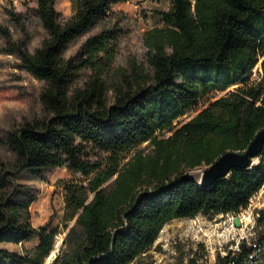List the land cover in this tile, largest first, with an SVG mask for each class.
<instances>
[{"label": "trees", "instance_id": "16d2710c", "mask_svg": "<svg viewBox=\"0 0 264 264\" xmlns=\"http://www.w3.org/2000/svg\"><path fill=\"white\" fill-rule=\"evenodd\" d=\"M69 1L72 15L62 21L56 0H36L47 37L33 53L23 41L6 49L21 69L45 83L40 95L45 116L10 133L12 161L0 156V243L38 239L25 254L0 248V264H44L58 234L49 222L32 226L30 207L37 197L18 181L25 171L40 176L66 168L88 180V186L63 184L65 227L75 219L83 242L72 256L58 255L49 264H130L174 219L247 208L264 186V146L250 168H232L208 187L184 170L209 166L227 151H244L264 128V60L260 80L246 83L264 56V0H169V9L157 12L163 25L145 36L149 69L133 64L120 73L109 104L104 78L114 59L117 29L88 37L70 58L64 52L107 20L113 5L129 0ZM12 17L20 21L19 15ZM0 36L10 42L1 26ZM82 68L91 78L71 90ZM236 84L175 126L201 98ZM165 132L171 135L161 138ZM144 142L153 147L151 158L137 152L121 166L123 155ZM101 154L103 161L96 157ZM114 176L107 190L104 185ZM253 233L251 239H264V207L257 210ZM249 250L241 240L218 254L214 264H243Z\"/></svg>", "mask_w": 264, "mask_h": 264}, {"label": "rangeland", "instance_id": "374dc122", "mask_svg": "<svg viewBox=\"0 0 264 264\" xmlns=\"http://www.w3.org/2000/svg\"><path fill=\"white\" fill-rule=\"evenodd\" d=\"M169 7V0H129L117 3L112 6L107 20L69 44L64 57L70 58L76 55L85 40L98 34L102 29H117L114 59L107 73L108 76L104 78L109 104L113 98L111 88L114 82L119 81L120 73H128L133 64L145 70L149 69L145 36L152 28L163 25L157 12L167 11ZM55 9L62 21L68 20L72 15L69 0H56ZM12 14L19 15L20 21L13 20ZM0 26L6 28L10 35V42L0 36V156L4 161H12L13 154L8 145V137L22 123L42 119L45 116L40 101L45 83L21 69L17 56L6 49L23 41L27 50L33 53L47 37V33L37 17L36 0H0ZM263 60L264 56L253 68L246 82L248 85L260 80ZM91 75L92 72L88 68H82L70 83V89L82 87ZM237 86L240 84L231 86L225 91L211 92L201 98L196 107L175 122V126L186 123L211 101L234 90ZM170 135L171 132H165L161 138ZM137 152H142L143 158L148 160L153 155V147L148 142H144L131 148L123 155L121 166L132 160V156ZM96 157L99 161H103L105 154ZM257 161L255 158L254 163ZM206 167L202 165L185 169L184 172L198 181V171ZM115 177L104 185L107 190L110 189ZM18 181L29 185L37 197L30 207L32 226L37 228L49 222L50 228L58 230L52 250L55 254L52 260L47 262L46 259L44 264L51 263L58 255L66 258L72 256L82 244L84 237L75 219L65 227L63 216L66 212V202L63 184L73 182L88 186L87 177L68 171L66 168H55L44 171L40 176L25 171ZM91 197L92 193H89L88 199ZM263 207L264 186L250 199L248 207L238 213L239 227H235L232 223L233 215L223 213L209 215L200 213L194 218L174 219L163 226L153 245L130 264H189L193 258L196 259L197 264H214L218 254L223 255L227 250L237 247L241 236H253L254 212ZM244 214L248 217L245 218ZM37 243L38 239L34 238L19 244L0 243V248L25 254L34 249Z\"/></svg>", "mask_w": 264, "mask_h": 264}, {"label": "water", "instance_id": "95a60500", "mask_svg": "<svg viewBox=\"0 0 264 264\" xmlns=\"http://www.w3.org/2000/svg\"><path fill=\"white\" fill-rule=\"evenodd\" d=\"M263 146L264 128L255 134L244 151H227L219 156L211 165L207 166L199 178V184L208 187L218 178L226 176L232 168H250ZM232 215L234 226L239 227L238 214L234 213Z\"/></svg>", "mask_w": 264, "mask_h": 264}, {"label": "built area", "instance_id": "2783aa9c", "mask_svg": "<svg viewBox=\"0 0 264 264\" xmlns=\"http://www.w3.org/2000/svg\"><path fill=\"white\" fill-rule=\"evenodd\" d=\"M257 210L254 212V223H255V217L257 216ZM254 223L252 225L253 228H254ZM251 236L252 235L241 236V238L238 240V242L241 240H245L247 244L250 246V250L247 253L246 257L244 258L243 264H264V239L263 240H256L255 238L251 239Z\"/></svg>", "mask_w": 264, "mask_h": 264}, {"label": "bare ground", "instance_id": "6f19581e", "mask_svg": "<svg viewBox=\"0 0 264 264\" xmlns=\"http://www.w3.org/2000/svg\"><path fill=\"white\" fill-rule=\"evenodd\" d=\"M196 171H197V170H196ZM202 172H203V170L198 171V181H199V178H200V175L202 174ZM243 216H244L245 218L248 217V216H246L245 214H244ZM248 220H249V219H248ZM54 254H55V251H52V252L50 253V255L47 257V262L50 261V260H52Z\"/></svg>", "mask_w": 264, "mask_h": 264}]
</instances>
